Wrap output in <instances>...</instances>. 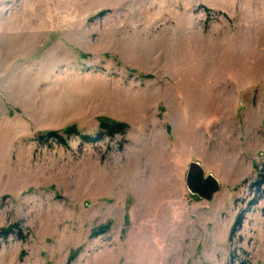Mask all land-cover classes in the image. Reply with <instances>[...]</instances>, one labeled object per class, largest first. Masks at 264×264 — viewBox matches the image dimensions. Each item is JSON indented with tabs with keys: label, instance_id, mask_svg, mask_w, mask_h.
<instances>
[{
	"label": "rangeland",
	"instance_id": "1",
	"mask_svg": "<svg viewBox=\"0 0 264 264\" xmlns=\"http://www.w3.org/2000/svg\"><path fill=\"white\" fill-rule=\"evenodd\" d=\"M260 169L264 0H0V264H264Z\"/></svg>",
	"mask_w": 264,
	"mask_h": 264
},
{
	"label": "trees",
	"instance_id": "2",
	"mask_svg": "<svg viewBox=\"0 0 264 264\" xmlns=\"http://www.w3.org/2000/svg\"><path fill=\"white\" fill-rule=\"evenodd\" d=\"M129 126L126 123H118V122H111V123H102L101 124V131L98 132L96 135L90 134H83L79 131V129L73 125L65 129L64 131H51L47 133H41L39 138L44 140L53 139L57 144L62 146H69V139L73 136H80L82 140L88 143H94L100 141L103 135L114 136L116 134H125L128 130ZM250 191L254 194V197L250 200L249 206H256L260 203V201L264 198V170L260 169L258 171L257 177L252 181L250 184ZM244 220V213L241 212L235 220L233 225V229L239 228ZM18 225H12L8 228H1L0 229V238L7 239L11 234L16 233L18 238L25 239V235L21 231V229L16 228ZM242 264H245L244 262Z\"/></svg>",
	"mask_w": 264,
	"mask_h": 264
},
{
	"label": "water",
	"instance_id": "3",
	"mask_svg": "<svg viewBox=\"0 0 264 264\" xmlns=\"http://www.w3.org/2000/svg\"><path fill=\"white\" fill-rule=\"evenodd\" d=\"M185 181L188 191L193 196L207 201L212 200L222 188L220 180L212 173H206L205 168L198 161L189 163Z\"/></svg>",
	"mask_w": 264,
	"mask_h": 264
}]
</instances>
